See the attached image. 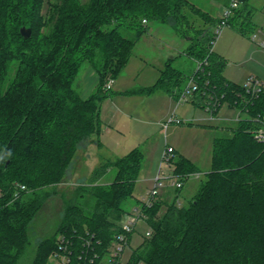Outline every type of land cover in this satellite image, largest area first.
<instances>
[{"label":"trees","instance_id":"16d2710c","mask_svg":"<svg viewBox=\"0 0 264 264\" xmlns=\"http://www.w3.org/2000/svg\"><path fill=\"white\" fill-rule=\"evenodd\" d=\"M241 1L228 24L237 19L247 33L252 10ZM220 20L193 0H0V82L7 84L0 90V264L28 257L30 228L55 194L64 198L62 215L29 264H49L60 235L70 240L72 264H108L109 247L131 210L127 201L142 205L134 193L144 151L135 147L101 163L93 183L79 185L72 197L57 186L86 139L102 145L105 84L125 69L151 21L169 23L188 38L184 52L202 67L188 75L170 59L139 92L165 90L178 98L195 81L201 86L196 105L203 106V91L225 94L230 107L241 104L242 83L225 77L226 58L214 49ZM22 26L31 27L30 37ZM85 62L99 77L88 98L74 86ZM246 107L252 116L262 114L264 92ZM250 128V120H239L231 135L214 138L211 170L187 205L179 204L184 186L142 205L151 234L120 264H264V143ZM110 166L117 169L114 180L99 183ZM172 166L184 182L200 171L177 150Z\"/></svg>","mask_w":264,"mask_h":264},{"label":"rangeland","instance_id":"374dc122","mask_svg":"<svg viewBox=\"0 0 264 264\" xmlns=\"http://www.w3.org/2000/svg\"><path fill=\"white\" fill-rule=\"evenodd\" d=\"M193 1L219 19L223 17L225 6L229 3V0ZM246 7L252 10L250 23L246 26L247 33L239 31L240 21L237 19L232 24L222 25L214 49L220 51L226 58L224 73L228 78L243 83L246 76L252 74L264 81V0H247ZM148 25L151 29L156 26H160L161 29L155 32L151 30L152 35L148 33L137 42L131 61L118 76L117 84L108 91V97L102 100L106 107L101 111L102 118L108 111L118 113L115 126L118 125L119 128L114 127L113 133L109 134L110 142L113 144L109 151L106 148L96 149L99 162L95 167L98 168L101 163L114 160L131 149L140 147L145 153V160L134 194L142 197L152 187L153 178L160 167L168 172L171 170L168 163L163 160V155L167 146L174 145L182 154L191 158L200 170L198 174H191L180 191L181 202L187 205L198 193L207 178V172L211 170L214 138L232 134L233 127L237 126L240 109L224 103L215 114H212L205 107L181 99L173 102L171 111L165 117L151 110V102L156 101H153V92L150 95L143 94L138 91L139 88L156 82L159 71L164 69L170 56L175 57L173 65L188 75L193 72L196 63L184 54L190 40L182 36L175 27L158 21H151ZM149 42L154 43L152 48L154 56L143 59L141 57L146 55L144 48ZM145 63L147 67L142 70ZM154 68L159 71L156 75H151L148 70L154 72ZM185 84L186 82H183L182 87ZM6 85L0 82V90H5ZM98 85L97 72L85 62L74 83L76 90L83 98H88L97 90ZM164 91L157 90V93L165 94ZM175 119H181V122L178 123ZM93 138L90 137L82 143L68 169L65 181L57 186L58 191L64 193L67 198L73 196L79 185L92 184L95 179L94 171L90 173L87 171L83 158L88 154L87 147ZM116 171V167L110 166L104 173L102 182H112ZM135 201L136 198H130L126 206L131 209ZM63 207L64 198L60 194L52 195L45 202L30 228L31 246L28 257L20 264H29L36 253L39 240L54 231ZM147 229L145 222L139 224L133 234L131 245L124 252V262L128 260L132 250L142 242Z\"/></svg>","mask_w":264,"mask_h":264},{"label":"built area","instance_id":"2783aa9c","mask_svg":"<svg viewBox=\"0 0 264 264\" xmlns=\"http://www.w3.org/2000/svg\"><path fill=\"white\" fill-rule=\"evenodd\" d=\"M241 0H229V3L225 6L223 17L215 27V32L218 34L221 31L222 25L228 24L229 18L233 15L234 10L240 7ZM144 23L148 21L143 20ZM264 44V43H263ZM196 68L202 67L201 61H196ZM115 78H109L105 84V89H111ZM201 86L198 82H191L184 90V97L194 98L196 92L200 93ZM264 92V81L254 75H250L242 83V91L240 95L243 96L241 104H236L233 108H239V114L237 121L239 120H250L254 124V128H250V132L253 133L254 137L264 143V108L263 113H258L257 115L252 116L250 111L246 107V104H254L259 96ZM202 96V107H205L212 114H215L219 107H221L223 102V97L225 94L218 95L214 91H208L207 93L203 91ZM244 114V116L242 115ZM178 123L181 122V119H175ZM174 120V121H175ZM166 124V123H165ZM175 157V148L173 146H167L164 151L163 160L166 161L171 168L168 172L162 167L158 170L157 174L153 178V185L148 189L146 195L141 197V204L152 206L156 198L164 190L168 188H182L184 186V181L181 179L175 172L172 166V160ZM198 174V173H197ZM21 189H26V185L21 184ZM182 203L179 201V204ZM142 205H136L127 212L124 218L121 221V229L115 235L112 245L109 247L106 260L108 264H120L123 263L124 252L132 243L130 235L134 234L141 222H145L147 216L144 212ZM146 235L151 234V230H146ZM88 244H90L88 242ZM89 248V246L87 247ZM73 248L70 245L69 238H66L64 235L59 236L58 248L50 255L49 264H72L73 259ZM84 252V251H83ZM83 254V253H82ZM82 257V255L80 256Z\"/></svg>","mask_w":264,"mask_h":264},{"label":"crops","instance_id":"0c3cea01","mask_svg":"<svg viewBox=\"0 0 264 264\" xmlns=\"http://www.w3.org/2000/svg\"><path fill=\"white\" fill-rule=\"evenodd\" d=\"M148 27H149V25H148ZM157 28V29H156ZM156 28L154 27V28H150L149 27V30L141 37V38H144L145 37V35L146 34H148V33H150V35H152L151 34V30L152 31H156V30H159V29H161L160 28V26H156ZM149 35V36H150ZM140 38V39H141ZM137 45V44H136ZM136 45H135V47H136ZM153 46H154V43L153 42H149L147 45H146V47L144 48V51L146 52V55H144V57H141V58H143V59H145V58H149V57H151V56H154V54L152 53L153 52V50H152V48H153ZM134 47V48H135ZM218 53H220L221 55H223L224 56V54H222L220 51H217ZM184 54H185V52H184ZM225 57V56H224ZM131 59V58H130ZM170 59H173V61L175 60V57H172V56H170L169 58H168V60H170ZM167 60V61H168ZM131 61V60H130ZM129 61V62H130ZM167 63V62H166ZM129 64V63H128ZM127 64V65H128ZM127 67V66H126ZM125 67V68H126ZM147 67V63H145L144 65H143V68H142V70H145V68ZM165 68V67H164ZM195 68H196V64H195V66H194V70H195ZM125 70V69H124ZM123 70V71H124ZM154 70V72H151V70H148V71H150L149 73H151V75H156V73L159 71L158 69H156V68H154L153 69ZM162 70H163V68L159 71L160 72V74H159V77H160V75H161V72H162ZM194 70H193V72H194ZM225 70V69H224ZM123 71L121 72V74L123 73ZM192 72V73H193ZM191 73V74H192ZM120 74V75H121ZM190 74V75H191ZM224 75H225V73H224ZM250 75H252V74H248L247 76H246V78L248 77V76H250ZM158 77V78H159ZM225 77L227 78V79H229V80H232V81H234V82H238V81H236V80H234V79H231V78H228L226 75H225ZM158 78L156 79V81L158 80ZM246 78H245V80H246ZM244 80V81H245ZM117 81H118V77L115 79V82L113 83V85H112V88L117 84ZM238 83H242V82H238ZM152 84H154V83H152ZM152 84H149V85H152ZM149 85H143V86H149ZM111 88V89H112ZM158 91H160V90H158ZM165 92V94H162V93H157V91H154L152 94H154L152 97H154V99H153V101L154 100H156L155 102H151V106H150V109L151 110H153L154 112H157V113H161L162 114V116H166L170 111H171V107L173 106V102L176 100V101H178V100H181V99H184L185 101H187V102H192V103H194L193 102V97L192 98H186V97H184V93L183 94H181V96H179L178 98H176L175 96H173L171 93H169V92H167V91H164ZM157 93V94H156ZM151 94V93H150ZM150 94H148V95H150ZM195 104V103H194ZM196 105V104H195ZM104 107H105V102H104V104H103V102H102V105H101V111L102 110H104ZM105 109H106V107H105ZM104 117V116H103ZM117 117H119V115H118V113H111L110 111H108V113H107V115L104 117V118H102V115H101V119H102V122H103V129H102V133H101V135H100V140H101V142H102V145L100 146L98 143H97V141H96V139H94L93 138V140H92V142L89 144V146L87 147L88 149H89V151H88V154L87 155H84V160L86 161V165H87V171H89V173L90 172H92V171H95V169H96V167H95V165L99 162V157L97 156L98 155V152L96 151V149L97 148H100V149H102L103 150V148H106L107 149V151H109V149H111V147L113 146V144L110 142V139H109V134H112L113 133V130H114V127H117V128H119L118 127V125H116L115 126V123H117L115 120L117 119ZM133 118V117H132ZM142 120V119H141ZM165 125V124H164ZM165 127H167V126H165ZM107 137V138H106ZM174 146V145H173ZM175 147V149L177 150V151H179L177 148H176V146H174ZM180 152V151H179ZM128 153V152H127ZM181 153V152H180ZM109 154H111L110 152H109ZM126 154V153H125ZM124 154V155H125ZM186 156V155H185ZM191 159V158H190ZM192 160V159H191ZM193 161V160H192ZM85 163V162H84ZM104 177H105V175L103 174L102 176H100L99 177V180H98V182L99 183H103L102 182V179H104ZM111 182V181H110ZM105 183H109V181L108 182H105ZM169 190H172V188H168V189H166V190H164L165 192L166 191H169ZM180 202H181V199H180Z\"/></svg>","mask_w":264,"mask_h":264},{"label":"water","instance_id":"95a60500","mask_svg":"<svg viewBox=\"0 0 264 264\" xmlns=\"http://www.w3.org/2000/svg\"><path fill=\"white\" fill-rule=\"evenodd\" d=\"M31 32H32L31 27L22 26L21 33L23 34V36L30 37Z\"/></svg>","mask_w":264,"mask_h":264}]
</instances>
